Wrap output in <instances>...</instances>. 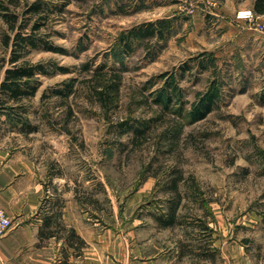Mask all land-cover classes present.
I'll use <instances>...</instances> for the list:
<instances>
[{
	"label": "rangeland",
	"instance_id": "obj_1",
	"mask_svg": "<svg viewBox=\"0 0 264 264\" xmlns=\"http://www.w3.org/2000/svg\"><path fill=\"white\" fill-rule=\"evenodd\" d=\"M40 2V33L61 51L26 56L48 63L26 101L36 129L19 133L0 115V146L43 168V199L73 197L109 224L138 208L166 214L177 195L171 229L198 238L202 254L264 264V19L252 0ZM162 18L167 37L121 49L123 32ZM8 53L0 45V81ZM64 83L73 92L54 96ZM135 120H150L144 135L121 132Z\"/></svg>",
	"mask_w": 264,
	"mask_h": 264
},
{
	"label": "crops",
	"instance_id": "obj_2",
	"mask_svg": "<svg viewBox=\"0 0 264 264\" xmlns=\"http://www.w3.org/2000/svg\"><path fill=\"white\" fill-rule=\"evenodd\" d=\"M46 175L11 145L0 146V208L12 220L0 239V264L217 263V255L202 254L198 238L171 229L175 222L160 225L148 210L107 224L96 207L73 197L44 200Z\"/></svg>",
	"mask_w": 264,
	"mask_h": 264
},
{
	"label": "trees",
	"instance_id": "obj_3",
	"mask_svg": "<svg viewBox=\"0 0 264 264\" xmlns=\"http://www.w3.org/2000/svg\"><path fill=\"white\" fill-rule=\"evenodd\" d=\"M20 6L19 0H0V22L6 28L0 34V45L8 50L6 66L3 70V78L0 81V115L5 116V121L19 133L29 134L35 131L36 125L30 123L26 116L28 109L26 101L34 98L40 85L39 76L48 72L47 64L41 61L31 62L26 56L32 50L61 51L55 45L45 39L40 33L45 24V17L41 12L45 5L40 0H33L24 6L21 11L16 9ZM251 10L257 16L264 14V0H252ZM29 15V16H28ZM31 16L35 17L29 25ZM169 19H159L155 21H145V23L131 26L129 30L123 32L118 39L121 49L128 53L135 42L156 38L167 37L171 28ZM45 26V25H44ZM4 61V60H3ZM73 92L71 83H64L62 88H55L52 94L56 97H67ZM44 93L41 98L44 97ZM168 101L172 99L167 98ZM211 110V105L206 104L200 112V118H204ZM5 122V123H6ZM149 121L135 120L133 124L120 122L121 132H132L134 137L144 135L149 130ZM262 153V152H261ZM263 158H264V153ZM182 179L179 173L171 178L169 184L175 192L178 189V182ZM169 205V212L157 215L158 223L167 226L175 222V211L179 205V198Z\"/></svg>",
	"mask_w": 264,
	"mask_h": 264
},
{
	"label": "built area",
	"instance_id": "obj_4",
	"mask_svg": "<svg viewBox=\"0 0 264 264\" xmlns=\"http://www.w3.org/2000/svg\"><path fill=\"white\" fill-rule=\"evenodd\" d=\"M251 15V10L245 11L242 17L245 16H250ZM12 225V220L11 218H8L6 215L5 211L0 208V239L6 234V232L10 229Z\"/></svg>",
	"mask_w": 264,
	"mask_h": 264
}]
</instances>
